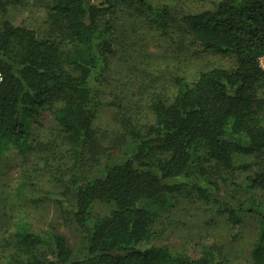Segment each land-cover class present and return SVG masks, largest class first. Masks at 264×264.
I'll list each match as a JSON object with an SVG mask.
<instances>
[{
    "label": "trees",
    "instance_id": "16d2710c",
    "mask_svg": "<svg viewBox=\"0 0 264 264\" xmlns=\"http://www.w3.org/2000/svg\"><path fill=\"white\" fill-rule=\"evenodd\" d=\"M20 1L0 0V13ZM213 6L179 13L149 0H51L50 17L61 29L42 37L2 20L0 154L30 149L32 119L50 110L71 163L61 180L62 197L84 233L75 256L63 236L15 222L8 234L12 264H228L210 250L190 257L149 242L151 223L175 193L195 190L206 198L215 188L189 177L200 158L249 170V163L235 157L264 153V121L254 116V109H264L258 94L264 83V0H220ZM121 16L132 30L147 24L179 43L192 41L200 53L232 57L235 66L203 70L191 83L176 77L172 99L162 92L153 96V123L144 131L129 123L131 150L86 175L84 154L94 141L100 84L115 53L113 31ZM247 180L249 188L264 190V170ZM214 198L232 227H240L246 213L257 218L249 256L251 264H264V205L253 196L246 202ZM95 203L109 206L108 214L94 219Z\"/></svg>",
    "mask_w": 264,
    "mask_h": 264
},
{
    "label": "rangeland",
    "instance_id": "374dc122",
    "mask_svg": "<svg viewBox=\"0 0 264 264\" xmlns=\"http://www.w3.org/2000/svg\"><path fill=\"white\" fill-rule=\"evenodd\" d=\"M149 1L156 6H173L183 13L213 8L220 0ZM50 6L51 0H21L18 5L10 6L5 15L0 13V25L7 18L16 26L34 29L40 37L56 34L61 26L52 21ZM122 17L115 23V53L109 58L105 79L100 84L101 104L93 124L94 141L84 154L86 175L131 150L133 137L129 123L143 131L153 123L151 100L157 92L172 99L176 77L191 83L203 70L235 66L232 57L200 53L201 48L192 41L179 43L147 24H139L132 30L120 20ZM173 36L176 38L178 33ZM261 67L264 69V59ZM258 94L264 98V83ZM254 116L264 121V109H254ZM31 126L30 149L20 152L13 148L0 154V264H12L15 257L8 234L18 221L28 222L38 231L63 236L75 256L83 239V230L62 197L61 180L68 178L71 164L63 134L47 109L34 116ZM235 160L249 163L251 168L229 170L206 157L200 158L189 177L210 181L215 188L206 198L195 190L175 193L170 205L158 210L150 225V244L190 257L210 250L228 264H251L249 251L257 234V218L246 213L242 225L232 227L227 215L217 210L214 194L223 198L232 196L240 202L253 196L264 205V190L247 186L248 176L264 170V153L237 156ZM226 180L234 183L236 189L226 186ZM109 209L105 204L95 203L91 215L100 219Z\"/></svg>",
    "mask_w": 264,
    "mask_h": 264
},
{
    "label": "built area",
    "instance_id": "2783aa9c",
    "mask_svg": "<svg viewBox=\"0 0 264 264\" xmlns=\"http://www.w3.org/2000/svg\"><path fill=\"white\" fill-rule=\"evenodd\" d=\"M264 59V56L263 57H260V65H261V60Z\"/></svg>",
    "mask_w": 264,
    "mask_h": 264
}]
</instances>
